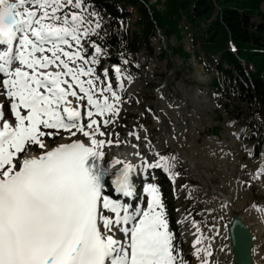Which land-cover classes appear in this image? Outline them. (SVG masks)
Listing matches in <instances>:
<instances>
[{
    "label": "snow or ice",
    "instance_id": "snow-or-ice-1",
    "mask_svg": "<svg viewBox=\"0 0 264 264\" xmlns=\"http://www.w3.org/2000/svg\"><path fill=\"white\" fill-rule=\"evenodd\" d=\"M103 23L85 0H0V96L14 118H4L0 102V264H191L170 229L159 186L142 182L146 207L132 199L149 169L174 181L178 157L156 151L145 128L151 160L136 150V162L104 163L113 144H140L104 131L118 123L123 100L107 68L96 74L107 55L97 42L107 35L100 34ZM112 70L120 81V66ZM127 135L141 140L135 131ZM56 137L61 142H48ZM261 175L264 168L252 179ZM188 221L196 233L192 257L216 264L218 226L204 236L191 212L176 223Z\"/></svg>",
    "mask_w": 264,
    "mask_h": 264
},
{
    "label": "rangeland",
    "instance_id": "rangeland-1",
    "mask_svg": "<svg viewBox=\"0 0 264 264\" xmlns=\"http://www.w3.org/2000/svg\"><path fill=\"white\" fill-rule=\"evenodd\" d=\"M149 5L155 6L158 11L163 10L156 0H150ZM259 10L264 14V2ZM126 11L127 21L121 24V28L130 36L139 29L137 14L133 8ZM248 23L250 32H255L261 24L264 29V22L258 16L249 18ZM197 30L205 32V25L201 23L198 28H192L182 18L179 40L173 36L166 39L157 34L151 40L154 50L151 55L145 49L131 55L128 63L121 68L125 79L120 84L124 89H116L123 100L119 121L115 127L109 126L104 131L121 134L124 128H130L141 136L145 135L146 128L149 140L156 144V151L178 157L174 162V171H179L180 175L174 181L166 180L160 185L170 229L182 245L184 256L191 264H197L190 251L191 241L196 236L194 229L183 223L191 231V236L184 239L175 221L191 212L192 218L200 223L204 236H208L211 226L216 224L219 234L212 240L215 262L231 264L223 229L228 222V206H221L225 205L222 197L234 204L241 217L246 215L248 218L249 213L257 214L251 207L253 204L264 212V175L252 179L258 168H264V151L255 157V141L248 140V137H256L249 129V105L238 104L233 97L227 98L210 87L211 79L217 75V63L216 59L205 58L199 42L194 39ZM177 47H181L189 57L172 53L170 48ZM242 65L252 70L250 64ZM95 68L96 74L102 75L105 66ZM223 68L228 69L226 66ZM109 73L113 83L116 81L115 74ZM128 76L132 78L133 87ZM233 76L237 79L234 72ZM261 78L264 82V61ZM0 102H3L2 96ZM140 124L144 128L137 127ZM260 124L263 126L260 135L264 139V117L260 119ZM214 129H217L216 134L211 133ZM57 138L48 142L54 144ZM111 138L115 139L114 136ZM249 180V184L241 183ZM189 196L191 199H187ZM258 218L262 228L255 248L264 261V216Z\"/></svg>",
    "mask_w": 264,
    "mask_h": 264
},
{
    "label": "trees",
    "instance_id": "trees-1",
    "mask_svg": "<svg viewBox=\"0 0 264 264\" xmlns=\"http://www.w3.org/2000/svg\"><path fill=\"white\" fill-rule=\"evenodd\" d=\"M150 0H85L91 8H94L103 18L101 36L104 32L101 46L107 55L101 56L109 63L121 66L123 60H128L132 53H137L144 48L149 55L153 48L150 41L157 31L168 39L181 38L180 21L185 18L192 27L199 24L205 25V32L197 30L194 39L206 55L217 57L218 69L221 78H229L230 71L222 70V65L237 71L241 83L237 82L233 88L213 80L212 85L220 88L226 97L234 96L235 101L248 103L254 117L251 122L252 131L260 135L261 125L256 121L264 117V83L262 82L261 67L264 61V36L262 30L255 33L249 32V18L258 16L264 22V14L259 6L264 0H156L162 5L163 10L158 11L155 6L149 5ZM119 6L121 9H119ZM135 8L137 14L138 32L128 36L119 28L116 18H122L120 12L126 7ZM214 17L213 20L211 18ZM92 39H97L95 36ZM235 47L230 51L228 45ZM171 52L183 58L189 57L181 47L170 48ZM123 58V60H122ZM250 63L254 72L243 74L241 64ZM255 148V155H259L263 147V140H259Z\"/></svg>",
    "mask_w": 264,
    "mask_h": 264
},
{
    "label": "bare ground",
    "instance_id": "bare-ground-1",
    "mask_svg": "<svg viewBox=\"0 0 264 264\" xmlns=\"http://www.w3.org/2000/svg\"><path fill=\"white\" fill-rule=\"evenodd\" d=\"M122 79H125V78L122 77L121 80ZM129 83H131V82H129ZM131 84H132V87H133L134 84L133 83H131ZM129 131H132V130H130V128H124L121 131L119 139L121 141H124L125 139H127L131 143H138V144H140V148L139 149H133L131 147V144H128V145L121 144L119 146L113 144L109 148V150L107 151L106 159H105L106 161L110 160L113 157H116V158H119V159H122V160L136 162L138 160V157H134V156L131 155V153L133 151H136V150L144 151L146 156H150V154H152L151 152H149V151H147V150H145L143 148V145L145 143L144 140H143L144 136H142L140 141H137L134 136H128L127 135ZM59 142H61V140ZM153 147L156 150V144H153ZM222 199L225 202L226 206H228L227 207L228 209L229 208H230V210L231 209L232 210L236 209L234 204L229 202V200L227 198L222 197ZM249 214L247 215L248 218H246V215H244L243 217H240V219L242 220V223L244 225L249 224L248 226L247 225L246 226L253 233V236H254V249L252 251L253 264H264V261H262V258H261L262 255L260 253H257L256 248H255L256 246H258V238H259V234H260L261 228H262V226H260L261 221L259 220L258 216L257 217H255L256 215L254 216V213H249ZM244 218H245V220H244ZM244 221L245 222L247 221L248 223L245 224ZM225 228H226V226L223 228L224 229V235H225ZM256 232H257L258 235H256ZM182 236H183L184 239H187L188 237L191 236V231L190 230H188V232L184 231ZM225 239H226V237H225ZM227 243H228V241H227ZM227 246H228V244H227ZM228 254H229V257H230V253L229 252H228Z\"/></svg>",
    "mask_w": 264,
    "mask_h": 264
},
{
    "label": "water",
    "instance_id": "water-1",
    "mask_svg": "<svg viewBox=\"0 0 264 264\" xmlns=\"http://www.w3.org/2000/svg\"><path fill=\"white\" fill-rule=\"evenodd\" d=\"M226 231L233 264H252L253 238L239 216L232 213Z\"/></svg>",
    "mask_w": 264,
    "mask_h": 264
}]
</instances>
